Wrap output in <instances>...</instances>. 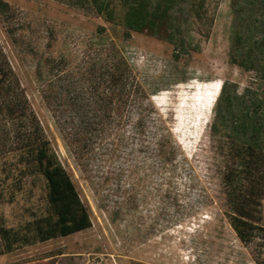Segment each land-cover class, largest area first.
<instances>
[{"label":"rangeland","instance_id":"rangeland-1","mask_svg":"<svg viewBox=\"0 0 264 264\" xmlns=\"http://www.w3.org/2000/svg\"><path fill=\"white\" fill-rule=\"evenodd\" d=\"M4 1L15 16L11 24L0 16V45L92 227L18 248L1 255L0 264L43 259L50 252L54 264H255L223 214L218 144L209 135L221 81L235 82L240 91L253 82L251 74L228 63V0L208 1L207 21L195 27L198 49L187 65L173 63L170 46L146 35L122 42L109 29L99 33L97 27L107 25L81 0ZM114 52L127 60L172 132L180 155L169 166L149 148L134 146L127 126L121 127L127 138L116 155L107 132L82 144L80 123L100 114L97 77ZM135 99L119 113L124 122L136 115ZM12 159H0V218L6 226L44 208L42 179H27L15 191L14 180L5 178L3 167Z\"/></svg>","mask_w":264,"mask_h":264},{"label":"trees","instance_id":"trees-1","mask_svg":"<svg viewBox=\"0 0 264 264\" xmlns=\"http://www.w3.org/2000/svg\"><path fill=\"white\" fill-rule=\"evenodd\" d=\"M208 1L81 0L80 4L107 25L98 26L99 33L109 29L122 42H128L133 34L146 35L170 46L173 63L187 65L198 49L195 27L207 21ZM228 2V63L251 74L253 82L240 91L235 82L221 81L209 135L218 144L223 214L254 263L264 264V0ZM0 16L9 24L15 16L4 0H0ZM97 78L100 91L95 102L100 114L80 123L82 144L107 132L109 149L116 155L127 138L121 127L127 126L134 146L149 148L165 165L175 162L180 150L172 132L136 81L127 60L114 52ZM133 97L136 101L140 98L136 115L124 122L119 113ZM117 113L116 119L113 115ZM9 156L13 159L3 167L5 178L14 180L15 191L21 190L27 179H42L44 208L31 212L28 220L16 226H6L0 218V256L92 227L87 206L0 45V159ZM12 197L13 192L9 200ZM51 255L14 264H54Z\"/></svg>","mask_w":264,"mask_h":264}]
</instances>
